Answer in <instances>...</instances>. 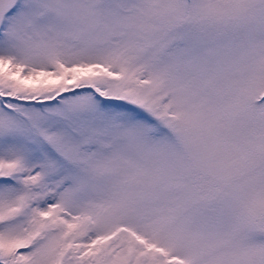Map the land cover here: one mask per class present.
<instances>
[{
	"label": "snow or ice",
	"instance_id": "obj_1",
	"mask_svg": "<svg viewBox=\"0 0 264 264\" xmlns=\"http://www.w3.org/2000/svg\"><path fill=\"white\" fill-rule=\"evenodd\" d=\"M0 264H264V0H0Z\"/></svg>",
	"mask_w": 264,
	"mask_h": 264
}]
</instances>
